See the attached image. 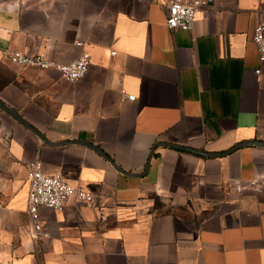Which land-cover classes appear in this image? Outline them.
Masks as SVG:
<instances>
[{
    "label": "crops",
    "instance_id": "0c3cea01",
    "mask_svg": "<svg viewBox=\"0 0 264 264\" xmlns=\"http://www.w3.org/2000/svg\"><path fill=\"white\" fill-rule=\"evenodd\" d=\"M168 2L0 0V103L27 123L0 106V264H264V146L244 145L264 141V0H213L190 30ZM5 49L91 64L71 81ZM36 160L99 196L40 207L44 238Z\"/></svg>",
    "mask_w": 264,
    "mask_h": 264
},
{
    "label": "built area",
    "instance_id": "2783aa9c",
    "mask_svg": "<svg viewBox=\"0 0 264 264\" xmlns=\"http://www.w3.org/2000/svg\"><path fill=\"white\" fill-rule=\"evenodd\" d=\"M213 0H169L167 3L166 23L170 29L190 30L193 28L198 9L212 4ZM253 42L256 45L260 60H264V22L258 21L253 31ZM3 53L8 61L17 66H37L43 69H57L62 78L79 80L83 78L90 67L91 60L88 53L83 52L70 63H59L45 54H26L18 49H5ZM115 54V51H112ZM259 72V71H258ZM134 95H127L133 100ZM28 213L35 236H47L39 209L42 206L62 211L70 200L77 205L95 207L99 196L87 191L81 186L70 184L61 175H48L42 171L41 161L36 160L29 165L28 172Z\"/></svg>",
    "mask_w": 264,
    "mask_h": 264
},
{
    "label": "water",
    "instance_id": "95a60500",
    "mask_svg": "<svg viewBox=\"0 0 264 264\" xmlns=\"http://www.w3.org/2000/svg\"><path fill=\"white\" fill-rule=\"evenodd\" d=\"M0 106L1 108L5 109L6 111H9L14 117H16L19 121H21L22 123H24L25 125H27L26 121L21 117V115H19V113H17L16 111H12V109H9L8 107H6L5 105H3L2 103H0ZM58 144V143H56ZM91 147H94L95 149H97L99 152H101L107 159H109L113 165L117 168H120L114 161H112L110 159V157L105 154L99 147H97L96 145H93L91 143H85ZM245 144H257V145H261V146H264V141H259V140H252V141H247L244 143ZM164 145H167V146H172V147H176V148H182V149H185V150H189V151H193V152H196V153H200V154H203V155H216L217 153H209V152H204V151H200V150H195V149H192V148H189V147H185V146H181V145H177V144H174V143H164ZM243 145V144H242ZM154 151V149H153ZM153 151L151 153L150 156H152L153 154Z\"/></svg>",
    "mask_w": 264,
    "mask_h": 264
}]
</instances>
